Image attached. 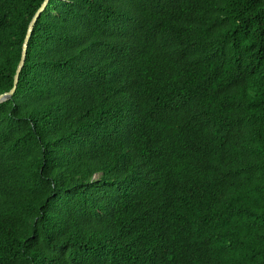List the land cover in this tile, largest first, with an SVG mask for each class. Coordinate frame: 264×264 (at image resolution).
Masks as SVG:
<instances>
[{"label": "trees", "instance_id": "16d2710c", "mask_svg": "<svg viewBox=\"0 0 264 264\" xmlns=\"http://www.w3.org/2000/svg\"><path fill=\"white\" fill-rule=\"evenodd\" d=\"M44 0H0V93ZM0 264H264V0H48L0 102Z\"/></svg>", "mask_w": 264, "mask_h": 264}, {"label": "water", "instance_id": "95a60500", "mask_svg": "<svg viewBox=\"0 0 264 264\" xmlns=\"http://www.w3.org/2000/svg\"><path fill=\"white\" fill-rule=\"evenodd\" d=\"M48 0H44L43 3L41 4V6L39 7L38 11L35 13V15L33 16L32 20L30 21L29 25H28V29L26 32V36H25V40L23 43V48H22V54H21V58L20 61L18 63L17 69H16V74L14 77V85L13 87L5 92L0 93V102L10 98V96L12 95V93L15 91L17 82H18V76H19V72L21 71L24 62H25V58H26V52H27V43L29 40V37L31 35V32L33 30L34 27V23L36 21L37 16L40 14V12L46 7Z\"/></svg>", "mask_w": 264, "mask_h": 264}, {"label": "bare ground", "instance_id": "6f19581e", "mask_svg": "<svg viewBox=\"0 0 264 264\" xmlns=\"http://www.w3.org/2000/svg\"><path fill=\"white\" fill-rule=\"evenodd\" d=\"M48 3V2H47Z\"/></svg>", "mask_w": 264, "mask_h": 264}]
</instances>
